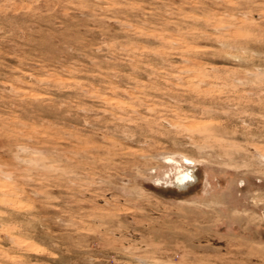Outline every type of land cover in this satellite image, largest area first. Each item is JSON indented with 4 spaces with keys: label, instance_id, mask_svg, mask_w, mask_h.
I'll return each instance as SVG.
<instances>
[{
    "label": "rangeland",
    "instance_id": "1",
    "mask_svg": "<svg viewBox=\"0 0 264 264\" xmlns=\"http://www.w3.org/2000/svg\"><path fill=\"white\" fill-rule=\"evenodd\" d=\"M0 264H264V0H0Z\"/></svg>",
    "mask_w": 264,
    "mask_h": 264
}]
</instances>
